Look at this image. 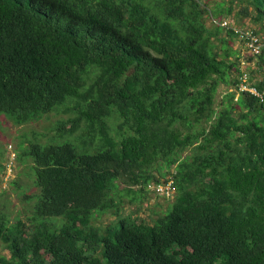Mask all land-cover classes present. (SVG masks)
Here are the masks:
<instances>
[{
  "label": "trees",
  "instance_id": "16d2710c",
  "mask_svg": "<svg viewBox=\"0 0 264 264\" xmlns=\"http://www.w3.org/2000/svg\"><path fill=\"white\" fill-rule=\"evenodd\" d=\"M209 2L0 0V116L72 114L23 148L39 191L0 216V264H264V100L239 91L233 5ZM238 5L264 27V0ZM169 179L165 214L124 209Z\"/></svg>",
  "mask_w": 264,
  "mask_h": 264
},
{
  "label": "rangeland",
  "instance_id": "374dc122",
  "mask_svg": "<svg viewBox=\"0 0 264 264\" xmlns=\"http://www.w3.org/2000/svg\"><path fill=\"white\" fill-rule=\"evenodd\" d=\"M239 1L240 0H210L209 6L213 8L223 2L226 5L225 8L233 5V9H235L233 12L235 13L229 16L227 15L229 24L232 23L231 25L235 24V26L237 25L238 27L257 30V34L260 35V39L264 43V27L261 26L262 22L256 23L248 17H243L239 11ZM212 20L213 19L210 17L206 20L210 27L216 24ZM215 41L218 42L217 39H215ZM230 47L241 57L239 60L241 62V70L244 75H247L246 79H249L251 82H257L259 79H262L261 71L259 72V70H257L258 68H255L257 60L254 59L253 64L247 62V58L251 51L247 49V46L239 37L231 39ZM233 58H236V55H234ZM237 77L238 73L232 72V79ZM228 90H235V85L232 83L229 86L226 83L220 85L216 95V108L219 107L218 105L221 104ZM236 94L238 96L239 92ZM70 116H72V114L63 111H52L39 120L30 121L21 125L16 124L5 115L0 116V160L2 162V164L0 162V216L5 215L10 221L14 222L18 217L31 213L34 199L30 198V196L37 193L39 189L35 187V171L32 167L33 160L31 157H26L27 155H22L24 152L23 148L28 146L31 141L47 140L44 134L48 133V136H52L53 133H55L52 129H54L59 120L67 119L66 121H68L71 118ZM80 133L81 130H78L75 135L78 136ZM188 152H190L189 149L186 153ZM6 162H9L7 167H5ZM1 165L3 167H1ZM171 170L175 171V166H173ZM124 186L125 184H121V187ZM133 187L135 189L139 186L133 185ZM150 189L151 193L141 202L137 201L134 204H129L125 206L124 209L128 212L134 211L138 213L140 217L148 221H153L160 215L165 214L168 207L173 202V197L166 198L163 195L157 194L154 191V185H150ZM26 196L28 198H26ZM127 202H129L128 199ZM112 219V215L107 213L101 218H98V221L108 222ZM4 246V244H0V254H8V250Z\"/></svg>",
  "mask_w": 264,
  "mask_h": 264
},
{
  "label": "built area",
  "instance_id": "2783aa9c",
  "mask_svg": "<svg viewBox=\"0 0 264 264\" xmlns=\"http://www.w3.org/2000/svg\"><path fill=\"white\" fill-rule=\"evenodd\" d=\"M229 23V22H228ZM227 23V21H222L223 25H229ZM232 26L235 31L238 34V37L243 40H246V46L248 47V49L254 53L255 55L260 54L264 43L261 41L260 39V35L255 33L253 29L250 28H244V27H238L237 25H230ZM246 76L244 75L243 79L244 82L241 84L239 91H249L252 94H255L256 96H258L261 100H264V90H259L258 87L256 85H250L247 84V80H246ZM172 179H169V181L166 184H158V185H154V189H156L157 192L161 193V194H165V195H171L172 193Z\"/></svg>",
  "mask_w": 264,
  "mask_h": 264
}]
</instances>
